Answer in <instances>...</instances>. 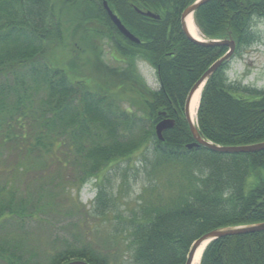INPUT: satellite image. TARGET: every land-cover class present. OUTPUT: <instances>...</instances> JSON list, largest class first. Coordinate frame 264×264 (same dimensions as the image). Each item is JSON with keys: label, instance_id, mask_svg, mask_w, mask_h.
<instances>
[{"label": "trees", "instance_id": "obj_1", "mask_svg": "<svg viewBox=\"0 0 264 264\" xmlns=\"http://www.w3.org/2000/svg\"><path fill=\"white\" fill-rule=\"evenodd\" d=\"M110 10L139 42L125 38ZM196 0H0V171L31 175L17 196L10 177L0 185V261L3 264H184L193 242L222 227L264 222V151L219 153L193 141L183 108L189 90L221 56L225 46H204L182 30L181 12ZM150 12L158 19L146 16ZM264 17V0H210L193 13L205 39L230 38L235 53L255 43L253 18ZM71 37H77L72 39ZM76 40V41H74ZM110 43L111 67L102 58ZM79 42L85 76L69 55ZM67 53L63 62L58 53ZM156 71L151 90L137 61ZM224 61L206 80L196 112L203 139L219 146L264 141V89L226 77ZM174 120L163 140L154 126ZM15 153L12 166L3 164ZM141 158L146 179L137 202L119 218L127 262L96 245L44 252L25 245L6 223L57 205L46 191L81 186L108 167ZM71 171V174L68 172ZM161 178H165L162 182ZM93 209L103 215L114 202L97 182ZM58 187V186H57ZM53 198V197H52ZM35 200V201H34ZM29 211L27 210L28 208ZM109 213V212H108ZM33 245V244H32ZM199 264H264V231L210 241Z\"/></svg>", "mask_w": 264, "mask_h": 264}, {"label": "rangeland", "instance_id": "obj_2", "mask_svg": "<svg viewBox=\"0 0 264 264\" xmlns=\"http://www.w3.org/2000/svg\"><path fill=\"white\" fill-rule=\"evenodd\" d=\"M252 29L255 33V43L249 47L242 48L238 53H234L228 61L226 77L229 81L240 82L244 86L264 89V17L252 19ZM203 38V37H201ZM77 39V37H71ZM76 41V40H74ZM103 61L115 67L119 64L113 59L110 43L102 41ZM71 58H75L79 71L85 76L96 75L92 66L83 65L85 56L80 48L79 42H73ZM58 58L63 62L67 58L63 52L58 53ZM64 60V61H65ZM137 69L150 89H158L159 83L156 72L153 67L145 62L138 61ZM196 125V120H195ZM17 158L15 153H7L3 157L5 165L12 166ZM141 158H134L131 167L125 161H120L105 169L102 177L97 180L114 202L113 210L107 211L101 215L100 210L93 209L95 206V198L98 192V185L95 180H89L81 185H68L62 187L57 184L54 188L46 191L48 194L44 202L48 199L54 200L57 205H48L37 216L33 218L27 217L23 223L17 224L6 223L7 230H11L18 236L27 238L22 239L31 246L38 245L40 249H46L44 252H51L55 248L65 249L67 247L78 248L83 244L90 243L96 245L97 249L105 252V254L113 255L119 262L128 263L125 248L122 245L124 234L120 232L122 222L117 216L126 217L130 210H137L136 204L139 202V195L142 192V186L146 177L143 174ZM71 174V171L68 170ZM33 175V174H31ZM31 175L12 174L10 172L0 171V185L5 179L10 177L14 183L17 196H25L26 193L37 196L34 189L30 188L24 192V187L28 184ZM165 182V178H161ZM58 186V187H57ZM26 194L28 197H32ZM53 197V198H52ZM35 201V200H34ZM28 208L27 210L29 211ZM109 212V213H108ZM33 244V245H32ZM0 264H3L0 261Z\"/></svg>", "mask_w": 264, "mask_h": 264}, {"label": "water", "instance_id": "obj_3", "mask_svg": "<svg viewBox=\"0 0 264 264\" xmlns=\"http://www.w3.org/2000/svg\"><path fill=\"white\" fill-rule=\"evenodd\" d=\"M210 0H196L190 5H188L181 13V25L182 29L185 32V34L194 42L198 44H202L204 46H225L227 47V52L221 56L219 59H217L201 76L200 78L195 82V84L192 86V88L189 90L188 95L186 97L185 103H184V117L188 123L189 130L191 133V136L193 138V141L189 144H186L187 149H191L193 147L203 146L205 148L210 149L214 152L219 153H226V154H233V153H252V152H259L264 151V141L257 142L253 144L248 145H239V146H219L214 143H211L210 141H207L202 138V136L199 134L197 126L193 124L190 120V114H189V105L192 99V96L194 93L198 90V88L205 84L206 80L217 70V68L224 62L231 58L235 51V42L234 40L230 38H223L222 40H196L194 39L187 28L186 25V18L189 15H193L195 10L199 8L204 3L208 2ZM102 5L104 9L106 10L110 20L113 22V24L117 27L119 32L129 40L133 42H139L138 39L131 34L126 27L121 23L119 18L109 9L107 3L105 1L102 2ZM146 16L151 18H158L156 15L146 12ZM174 125V120L170 118H163L157 124L155 125V134L159 140H163L162 133L164 130H167L169 128H172ZM264 231V222L251 224V225H243V226H233V227H222L218 229H214L212 231H209L199 237L197 240H195L189 249V252L186 256V260L184 264H193L194 258L196 255V252L198 248L202 245L203 242L209 243L210 241L225 237V236H231V235H238V234H249V233H255V232H261ZM66 264H88L85 261L81 260H73Z\"/></svg>", "mask_w": 264, "mask_h": 264}, {"label": "bare ground", "instance_id": "obj_4", "mask_svg": "<svg viewBox=\"0 0 264 264\" xmlns=\"http://www.w3.org/2000/svg\"><path fill=\"white\" fill-rule=\"evenodd\" d=\"M186 25L188 28V31L190 33V35L196 39V40H202L200 33L198 32L193 19H192V15H189L186 18ZM202 85L198 88V90L194 93V95L192 96L190 105H189V114H190V120L193 124H195V118H196V111L198 108V104H199V100H200V96H201V91H202ZM207 242H203L202 245L198 248L195 258H194V262L193 264H199L200 262V258H201V254L203 249L205 248Z\"/></svg>", "mask_w": 264, "mask_h": 264}, {"label": "flooded vegetation", "instance_id": "obj_5", "mask_svg": "<svg viewBox=\"0 0 264 264\" xmlns=\"http://www.w3.org/2000/svg\"><path fill=\"white\" fill-rule=\"evenodd\" d=\"M181 17V16H180ZM183 114H184V112H183ZM161 119H163V118H161ZM82 260V259H81Z\"/></svg>", "mask_w": 264, "mask_h": 264}]
</instances>
